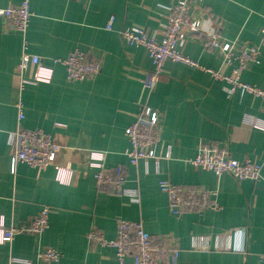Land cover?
<instances>
[{"label": "crops", "instance_id": "0c3cea01", "mask_svg": "<svg viewBox=\"0 0 264 264\" xmlns=\"http://www.w3.org/2000/svg\"><path fill=\"white\" fill-rule=\"evenodd\" d=\"M21 0H0L6 8ZM177 0H30L33 12L26 34L29 51L54 66L50 82L20 86L16 66L23 51L24 36L10 30L0 16V224L18 225L50 207L49 227L41 234L19 233L0 244V264L11 256L38 261V252L48 246L61 253L59 264H116L113 246L91 242L89 231L102 230L108 240L116 236L118 218L142 220L155 237L176 238L181 248L177 264H264V170L257 180L238 181L224 174L220 182L211 171L193 166L201 143L214 142L229 156L264 162V129L244 122L245 115L264 120V99L215 78L207 69L229 74L233 66L205 50L202 35L193 34L184 52L204 67L168 60L161 80L148 92L141 82L152 61L145 48L127 46L120 30L139 26L161 38L168 7ZM193 14L204 27L219 36L243 44H260L264 27V0H203ZM114 16L112 27L107 25ZM76 48L102 60L94 77L69 81L61 64ZM259 62L242 72L243 81L264 86V46ZM24 105L25 128H42L53 135L60 149L55 162L45 169L24 162L11 165L9 132L16 130L17 103ZM144 106L161 118V141L157 153L160 174L151 159L146 168L130 162V143L125 135ZM170 151V157L164 155ZM105 154L104 165L123 170L126 186L137 187L140 202L127 196L97 190L90 154ZM59 169L70 170V181L58 179ZM187 185L218 188L222 208L204 216L187 210L171 212L159 178ZM232 230L233 251L194 250V234L213 237ZM127 264H132L131 257Z\"/></svg>", "mask_w": 264, "mask_h": 264}, {"label": "built area", "instance_id": "2783aa9c", "mask_svg": "<svg viewBox=\"0 0 264 264\" xmlns=\"http://www.w3.org/2000/svg\"><path fill=\"white\" fill-rule=\"evenodd\" d=\"M203 0H177L168 7L165 21L162 24V36L157 38L139 26H128L120 30V36L127 46L135 49L145 48L153 64L147 69L141 82L148 92L156 89L161 80L165 64L168 60L181 62L191 66L202 67L198 61L184 52V47L195 33L202 35L205 50L214 53L219 60L227 65H234L229 74L215 69H207L215 78L226 80L232 91L241 89L264 99V86L252 84L241 79L242 72L252 63L259 62L261 46H264V27L261 29L260 44H243L236 40H227L212 30L204 27V19L193 14L194 6ZM33 12L30 0L6 8H0V16L6 27L23 34V51L16 69L20 78V86L50 82L54 75V66L46 65L43 58L29 51L26 34ZM114 16L107 27H112ZM54 64H61L66 71L69 81H80L97 76L102 70V60L89 57L79 48L71 51L65 57L53 60ZM19 123L16 130L9 132L8 142L12 146L11 165L19 162L45 169L53 164L57 158L60 144L52 134L42 128H25L21 120L24 118V105L17 103ZM244 122L258 129H264V120L253 115H245ZM130 148L127 152L130 162L138 166L143 161L146 168L151 159L156 163V173L160 174V160L163 156L157 153V146L161 141V118L157 110L151 106H144L136 119L125 129ZM170 157V151L164 155ZM90 164L97 168L94 179L97 190L127 196L132 202H140L137 187L126 186L127 177L123 170L116 172L104 165L105 154L93 151L90 154ZM195 167L213 172L220 182L224 174H230L238 181L244 179L257 180L262 176L264 162H256L249 158L239 160L229 156L226 148L214 142L201 143L195 156L188 159ZM70 170L63 172L59 169L58 179L63 183L70 181ZM159 188L167 194L169 206L174 215L180 216L185 211H195L204 216L208 210L218 211L222 208L218 200V188L187 185L172 182L168 178H159ZM50 207L44 205L40 211L29 216L18 225L5 226L0 224V244L11 242L19 233L41 234L49 227ZM116 236L108 240L102 230L93 228L88 235L91 242L101 246L110 245L116 251V264H127L131 257L132 264H177L180 246L176 238L155 237L148 232L142 220L118 218L116 221ZM234 233L232 230L217 232L213 237L207 234H194L191 238V248L194 250L233 251ZM61 253L54 247L48 246L38 252V261L30 258L11 256L8 264H59ZM264 260V254L260 255Z\"/></svg>", "mask_w": 264, "mask_h": 264}]
</instances>
